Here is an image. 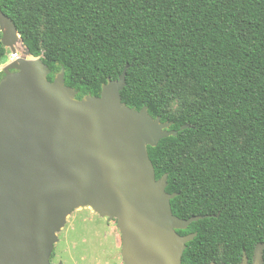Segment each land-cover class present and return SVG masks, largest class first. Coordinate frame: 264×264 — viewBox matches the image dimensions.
<instances>
[{
	"label": "trees",
	"instance_id": "obj_1",
	"mask_svg": "<svg viewBox=\"0 0 264 264\" xmlns=\"http://www.w3.org/2000/svg\"><path fill=\"white\" fill-rule=\"evenodd\" d=\"M0 10L32 57L44 18L47 80L62 71L77 101L127 67L125 106L177 131L147 146L156 180L175 194L172 215L203 217L176 230L194 235L181 264L244 254L251 264L264 242V0H0ZM187 81L198 99L173 117Z\"/></svg>",
	"mask_w": 264,
	"mask_h": 264
},
{
	"label": "water",
	"instance_id": "obj_2",
	"mask_svg": "<svg viewBox=\"0 0 264 264\" xmlns=\"http://www.w3.org/2000/svg\"><path fill=\"white\" fill-rule=\"evenodd\" d=\"M0 29L2 45L21 55L9 66L17 72L0 81V264H50L55 233L84 206L116 220L124 264H181L194 235L176 230L203 217L172 215L175 194L165 176L156 180L147 153L177 131L146 108L125 106L127 67L99 96L77 101L62 71L47 80L49 70L1 10ZM263 252L264 242L251 264H263ZM240 264H249L245 254Z\"/></svg>",
	"mask_w": 264,
	"mask_h": 264
},
{
	"label": "rangeland",
	"instance_id": "obj_3",
	"mask_svg": "<svg viewBox=\"0 0 264 264\" xmlns=\"http://www.w3.org/2000/svg\"><path fill=\"white\" fill-rule=\"evenodd\" d=\"M45 28L43 18L38 36L39 53L32 57L42 62L46 52ZM9 53L6 48L3 58L0 59V81L5 75L17 72L15 68H9ZM192 86L190 81L182 85L180 93L170 103V115L178 117L184 105L192 104L198 99L192 92ZM206 147L207 144H201L195 151L200 152ZM55 236L49 254L50 264H124L121 257V232L116 220L100 216L89 206L72 210Z\"/></svg>",
	"mask_w": 264,
	"mask_h": 264
},
{
	"label": "built area",
	"instance_id": "obj_4",
	"mask_svg": "<svg viewBox=\"0 0 264 264\" xmlns=\"http://www.w3.org/2000/svg\"><path fill=\"white\" fill-rule=\"evenodd\" d=\"M20 52L19 51H16L14 53H9V56H8V61H9V64H13V63H16L17 60L20 58Z\"/></svg>",
	"mask_w": 264,
	"mask_h": 264
}]
</instances>
